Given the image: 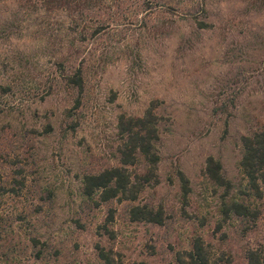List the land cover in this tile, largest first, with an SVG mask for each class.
Listing matches in <instances>:
<instances>
[{
  "label": "rangeland",
  "instance_id": "obj_1",
  "mask_svg": "<svg viewBox=\"0 0 264 264\" xmlns=\"http://www.w3.org/2000/svg\"><path fill=\"white\" fill-rule=\"evenodd\" d=\"M139 1L0 0V264H98V243L125 264H175L198 239L212 264L264 261V185L255 197L241 168L242 138L264 130V0ZM79 68L77 107L66 78ZM151 105L155 177L136 201L87 198L85 176L120 166L119 118ZM210 157L229 192L207 176ZM233 203L251 216H226ZM137 206L165 224L132 222Z\"/></svg>",
  "mask_w": 264,
  "mask_h": 264
},
{
  "label": "trees",
  "instance_id": "obj_2",
  "mask_svg": "<svg viewBox=\"0 0 264 264\" xmlns=\"http://www.w3.org/2000/svg\"><path fill=\"white\" fill-rule=\"evenodd\" d=\"M50 3H57L59 6L67 5L69 7L78 8L80 6L92 7L98 0H48ZM160 0H140L137 8H144L152 4H157ZM163 6L170 9L174 7L175 1L161 0ZM184 1V0H183ZM202 0L198 1L197 5L201 8ZM72 5V6H71ZM90 5V6H89ZM68 7V8H69ZM94 7V6H93ZM92 7V8H93ZM70 9V8H69ZM199 28L205 29L207 24L199 22ZM100 31L96 30L94 34ZM67 83L78 90L79 97L76 101L77 107L81 104L84 95L85 83L82 70L79 68L75 74L66 78ZM119 135L122 144L119 149L120 166L107 169L98 174H90L85 176L83 182L84 194L87 198L93 199L100 193L101 202L107 203L114 199H124L126 201H136L139 194L145 186L152 181L156 175L158 165L161 161L157 152V145L160 142L159 118L155 112L153 105L142 117H127L122 115L118 123ZM243 156L241 168L247 180L248 187L253 195L257 198L262 197L261 187L264 185V130L257 131L250 136L242 138ZM141 160L147 166V172L140 178H134L129 168L136 167ZM207 176L216 185L224 187L227 192L231 190V183L223 174V166L220 162L210 157L207 160L206 168ZM182 191L183 199L186 205L188 196L191 192L190 181L183 173L178 174ZM134 178V179H133ZM139 180L135 183V180ZM233 211L235 215L248 218L251 216V211L244 204L233 203L225 209V215ZM130 219L132 222H143L163 226L167 219L164 210L149 209L148 207H132L130 210ZM108 222L113 221L111 215ZM107 229V228H106ZM107 233H109L107 231ZM106 233V234H107ZM111 237L114 234L109 233ZM98 255V264H125L121 258H117L112 250H107L106 247L98 243L96 245ZM133 264H147L145 262H136ZM175 264H212L206 254L203 242L198 239L194 243V247L190 253L177 258ZM248 264H264L263 259L255 252L248 254Z\"/></svg>",
  "mask_w": 264,
  "mask_h": 264
}]
</instances>
